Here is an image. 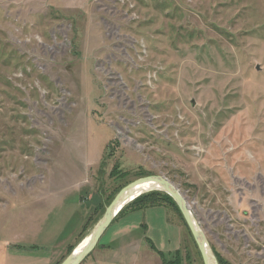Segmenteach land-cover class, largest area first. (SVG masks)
Listing matches in <instances>:
<instances>
[{"label": "rangeland", "instance_id": "374dc122", "mask_svg": "<svg viewBox=\"0 0 264 264\" xmlns=\"http://www.w3.org/2000/svg\"><path fill=\"white\" fill-rule=\"evenodd\" d=\"M149 176L264 264V0H0V264H62ZM148 194L82 264H204Z\"/></svg>", "mask_w": 264, "mask_h": 264}, {"label": "water", "instance_id": "95a60500", "mask_svg": "<svg viewBox=\"0 0 264 264\" xmlns=\"http://www.w3.org/2000/svg\"><path fill=\"white\" fill-rule=\"evenodd\" d=\"M150 185L154 187H149ZM151 192L165 193L174 200L200 251L203 263L218 264V261L207 241L205 233L198 225L185 198L173 186L172 183L160 176H149L138 179L120 190L110 205L106 208L102 219L99 221L89 236V242L87 245L79 253H76L77 251L75 250L62 264H82V262L95 249L98 242L103 237L107 229L111 226L112 222L121 212V210L128 203Z\"/></svg>", "mask_w": 264, "mask_h": 264}, {"label": "bare ground", "instance_id": "6f19581e", "mask_svg": "<svg viewBox=\"0 0 264 264\" xmlns=\"http://www.w3.org/2000/svg\"><path fill=\"white\" fill-rule=\"evenodd\" d=\"M142 187H145V186H142ZM149 187H154V186H149ZM89 242V238H87L85 241H83L80 246L76 249V253H79L86 245L87 243Z\"/></svg>", "mask_w": 264, "mask_h": 264}, {"label": "trees", "instance_id": "16d2710c", "mask_svg": "<svg viewBox=\"0 0 264 264\" xmlns=\"http://www.w3.org/2000/svg\"><path fill=\"white\" fill-rule=\"evenodd\" d=\"M147 195H149V194H145V195H143V196L137 198L135 201L139 200L140 198L148 197ZM173 201H174V200H173ZM142 209H143V208H139V209H136V210H142ZM134 211H135V210H134Z\"/></svg>", "mask_w": 264, "mask_h": 264}]
</instances>
